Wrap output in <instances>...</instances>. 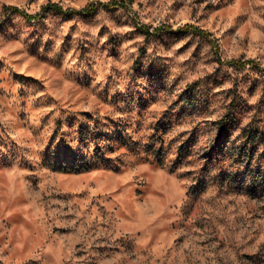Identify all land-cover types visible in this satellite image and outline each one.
Listing matches in <instances>:
<instances>
[{"label":"rangeland","instance_id":"1","mask_svg":"<svg viewBox=\"0 0 264 264\" xmlns=\"http://www.w3.org/2000/svg\"><path fill=\"white\" fill-rule=\"evenodd\" d=\"M188 24L222 61L253 64L218 62ZM255 63L264 0H0V264H264V198L233 160L204 158L224 115L227 147L264 137ZM93 118L126 134L119 166L51 168L49 149Z\"/></svg>","mask_w":264,"mask_h":264},{"label":"trees","instance_id":"2","mask_svg":"<svg viewBox=\"0 0 264 264\" xmlns=\"http://www.w3.org/2000/svg\"><path fill=\"white\" fill-rule=\"evenodd\" d=\"M109 5H120L128 8L123 1H112ZM10 13H18L31 19L32 14L26 13L19 7L9 5L5 7ZM43 10L52 9L63 13H89L93 8L90 5L79 9L68 8L63 9L62 6L55 3H48L42 7ZM140 31L148 35H154L162 30L172 31V28L152 27L137 21ZM183 29V28H182ZM186 30L196 32L209 38L218 62L227 63L236 67H243L254 61L247 59L241 61L239 59L223 60L218 56V45L215 40L210 39V33L200 29L194 25H186ZM264 71L259 63H255ZM229 116L224 115L216 122V131L213 139L207 146V153L204 156L206 160L222 161L229 158L235 162L238 171L235 173V181L238 182L241 190L249 196L264 198V137L257 131L252 129L241 130V141L237 147H227L226 142L229 137ZM75 138L76 145L70 147L67 143L59 142L49 149L47 155L48 165L56 171H87L97 166H119V158L112 157L110 153L114 152L116 147L114 142L125 143L126 134L124 131L115 128V130L107 128V124L99 118L88 119L86 122L79 124ZM153 144V143H152ZM145 151L153 153L157 158L163 154L161 147L146 145L143 147ZM135 150V149H133Z\"/></svg>","mask_w":264,"mask_h":264}]
</instances>
